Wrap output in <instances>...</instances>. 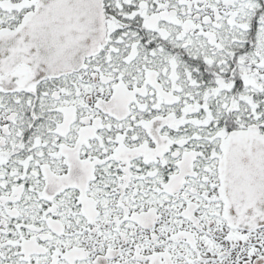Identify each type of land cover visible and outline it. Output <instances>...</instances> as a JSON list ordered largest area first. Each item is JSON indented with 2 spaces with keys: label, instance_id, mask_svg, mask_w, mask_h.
Returning a JSON list of instances; mask_svg holds the SVG:
<instances>
[{
  "label": "snow or ice",
  "instance_id": "6c2138e0",
  "mask_svg": "<svg viewBox=\"0 0 264 264\" xmlns=\"http://www.w3.org/2000/svg\"><path fill=\"white\" fill-rule=\"evenodd\" d=\"M0 264H264V0H0Z\"/></svg>",
  "mask_w": 264,
  "mask_h": 264
}]
</instances>
